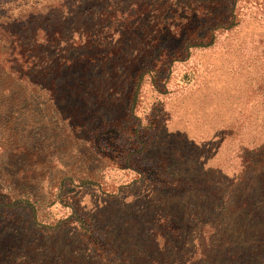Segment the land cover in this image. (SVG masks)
<instances>
[{
    "label": "rangeland",
    "instance_id": "obj_1",
    "mask_svg": "<svg viewBox=\"0 0 264 264\" xmlns=\"http://www.w3.org/2000/svg\"><path fill=\"white\" fill-rule=\"evenodd\" d=\"M179 1V9L187 11L195 0L155 4L168 6L170 18ZM26 3L30 0H0V10L18 13ZM100 9V0H83L79 9L90 24V55L110 57L116 45L119 51L111 61L90 64L89 71L65 74L69 81L60 96L68 120L52 114L43 94L21 104L18 137L39 140L51 156L30 195L43 202L41 219L60 221L71 214L49 197L53 182L71 171L75 181L67 193L80 200L82 215L130 264H264V23L252 15L224 41L182 58L170 83L161 80V93L145 87L141 110L130 121L128 77L147 51L144 38L153 28L111 31ZM190 69L193 78L184 84L180 80ZM116 120L125 130L117 139L124 149H112L107 157L92 143L88 150L84 126L92 138L93 131ZM73 124L81 126L76 137L65 128ZM135 130L144 135L132 134ZM109 131L102 142L116 135ZM124 156L130 167L119 163ZM26 224L0 229V264H21L28 255L35 258L32 264H102L74 232L43 236Z\"/></svg>",
    "mask_w": 264,
    "mask_h": 264
},
{
    "label": "trees",
    "instance_id": "obj_2",
    "mask_svg": "<svg viewBox=\"0 0 264 264\" xmlns=\"http://www.w3.org/2000/svg\"><path fill=\"white\" fill-rule=\"evenodd\" d=\"M158 1L100 0L99 16L104 23L109 24L111 31L118 27L123 30L135 28L137 32H140L141 26L143 30L147 25L153 28L144 38L147 51L138 56L137 61L134 58L136 64L128 77L126 117L130 121L137 119L141 110L145 87L151 86L154 91L161 93V80L165 78L168 80L166 84L170 83L182 58L187 57L189 60L198 49L211 48L224 41L252 15L264 23V0H195L189 3L187 11L179 9L178 5H183L179 1L175 3L177 9L172 11L174 17L170 18L165 17L166 10L170 8L167 6L164 10V5L155 4ZM81 4L83 0H30L18 13L0 10V161H5L6 166L5 169L4 166L0 168V229L14 222L22 223L25 227L29 223L43 236L74 232L81 245L95 254L102 264H130V260L124 254H119L117 245L108 240L102 229L82 215L80 200L78 202L75 195L67 193L75 181L76 174L73 176L71 171L70 175L67 173L53 182L54 194L51 191L49 196L54 195L52 204L59 203L62 207L70 208L71 214L60 221L41 219L43 202L35 197L30 198V195H33L32 187L40 174L39 169L41 171V166L51 156L48 148L39 140L26 142L24 138L18 137L22 136L17 122L24 100L31 101L36 95L43 94L50 110L53 109L52 114L60 116L62 121L68 120L64 117V111H61L65 100H61L63 95L60 96V89L69 81L65 79V74L89 71L90 64L111 61L116 54L114 51H119L116 45L110 57H102L101 53L90 55V24L86 14L79 11ZM78 21L81 22L80 26L73 27ZM77 32H80L81 38L72 41ZM170 39L179 40L180 43L174 46L175 42ZM193 72V69L185 72L180 81L184 84L190 82ZM22 92H26L23 98ZM116 121L105 125L109 128L93 131L92 138L90 129L84 126L89 132L83 140L88 150L92 143L96 151L107 157L112 149L117 152L124 149L117 139L123 137L122 132L125 130H120L119 120ZM65 128L69 130V135L76 137L81 126L73 124L71 128ZM111 128L116 131V135L102 142L101 136L111 135ZM136 132L137 136L144 135L142 131L136 130L132 134ZM21 159L23 163L16 165ZM119 163L131 166L125 156ZM146 171L147 166H144L139 174L144 175ZM78 181L87 183L86 179ZM245 195L247 197V193ZM34 259L28 255L20 259V263L32 264Z\"/></svg>",
    "mask_w": 264,
    "mask_h": 264
}]
</instances>
